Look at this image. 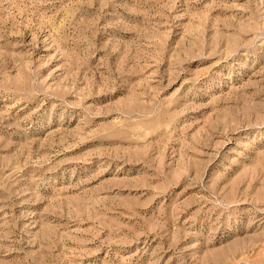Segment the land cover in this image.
Segmentation results:
<instances>
[{"label": "rangeland", "instance_id": "rangeland-1", "mask_svg": "<svg viewBox=\"0 0 264 264\" xmlns=\"http://www.w3.org/2000/svg\"><path fill=\"white\" fill-rule=\"evenodd\" d=\"M0 264H264V0H0Z\"/></svg>", "mask_w": 264, "mask_h": 264}]
</instances>
